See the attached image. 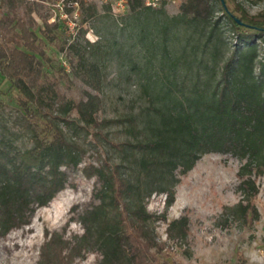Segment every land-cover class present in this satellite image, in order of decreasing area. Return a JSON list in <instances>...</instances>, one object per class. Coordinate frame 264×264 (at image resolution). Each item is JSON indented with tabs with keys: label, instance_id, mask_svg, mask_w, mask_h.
I'll return each mask as SVG.
<instances>
[{
	"label": "trees",
	"instance_id": "trees-1",
	"mask_svg": "<svg viewBox=\"0 0 264 264\" xmlns=\"http://www.w3.org/2000/svg\"><path fill=\"white\" fill-rule=\"evenodd\" d=\"M129 7L149 9L142 0H130ZM97 9V4H82L83 25ZM179 10L160 22L157 68L150 57L142 69L131 67L139 77L131 110L103 120L97 95L76 101L59 92V81L44 72L37 57L48 60L43 42L18 24L7 56L12 68L0 64L1 74L21 95L23 112L11 127L0 120V239L28 226L39 209L67 189L70 172L80 169L87 152L80 139L85 128L107 143L110 159L98 158L82 169L85 177L96 178L93 202L72 210L70 222H78L82 233L47 234L39 264H71L88 254H98V264H153L166 246L154 223L166 217L150 213L147 203L165 195L167 208L172 207L181 178L208 154L240 164L235 189L240 200L225 209V222L250 228L260 220L254 199L264 176V14H249L237 0H185ZM150 22L140 30L141 43L148 39ZM59 27L65 31L59 23H46L49 43ZM229 45L233 49L225 57ZM90 47L96 45L59 51L71 64L77 60L85 83L101 91L105 66L90 61ZM189 228L187 216L173 220L168 240L187 242Z\"/></svg>",
	"mask_w": 264,
	"mask_h": 264
},
{
	"label": "rangeland",
	"instance_id": "rangeland-1",
	"mask_svg": "<svg viewBox=\"0 0 264 264\" xmlns=\"http://www.w3.org/2000/svg\"><path fill=\"white\" fill-rule=\"evenodd\" d=\"M56 1L0 0L1 67L12 68L7 58L14 45L12 39L19 32L18 24H25L43 42L48 60L37 57L43 62L44 72L59 81L61 94L76 101L85 99L88 93L97 95L101 102V120L129 112L138 96L136 81L139 78L131 67L142 69L150 57L153 59L152 67L157 68L161 53L160 47L156 46L160 22L178 16L180 5L185 0H172L156 9L143 7L135 12L129 7L121 13L98 3L97 15L87 20L76 37L69 36L59 27L52 32L55 39L49 43L44 37V30L46 23L51 22V6ZM237 1L242 2L246 11L253 16L264 14V0ZM146 21H151L146 28L148 39L141 43L140 30ZM224 37H229V33ZM87 43L96 45L87 50L90 61L105 66L106 79L101 91H94L85 83L84 70L77 67V60L71 64L69 58L59 51L62 47L67 49L73 44L86 46ZM169 44L177 49L175 44ZM232 47L229 45L231 51L224 52L225 57H230ZM20 96L12 81L0 72V120L9 127L23 113L18 105ZM93 133L91 128H85L80 133L81 143L87 152L80 169L70 172L67 189L47 207L39 209L28 226L0 239V264H39L47 234L62 233L67 229L65 236L70 238L82 233L78 222H70L75 215L72 210L74 207L83 210L93 202L96 183V178L85 177L82 169L89 164H97L98 158L110 159L107 143L102 139L96 140ZM107 134L110 138V129ZM22 143L28 146L26 140ZM239 165L238 161L227 156L205 155L191 172L181 178L172 207L167 208L165 195H154L148 201L150 213L166 217L165 221L157 220L154 223L160 242L166 246L156 254L153 264H264V176L259 179L260 192L254 199L260 220L250 228L225 222V209L240 200L235 191ZM183 216L190 220L187 242L169 241V223ZM99 261L98 254H88L71 264H98Z\"/></svg>",
	"mask_w": 264,
	"mask_h": 264
},
{
	"label": "built area",
	"instance_id": "built-area-1",
	"mask_svg": "<svg viewBox=\"0 0 264 264\" xmlns=\"http://www.w3.org/2000/svg\"><path fill=\"white\" fill-rule=\"evenodd\" d=\"M130 0H57L51 7L50 24H61L69 36L76 37L84 25L81 22L82 4H102L111 7L115 12L121 13L129 8ZM148 8H159L172 0H142Z\"/></svg>",
	"mask_w": 264,
	"mask_h": 264
}]
</instances>
